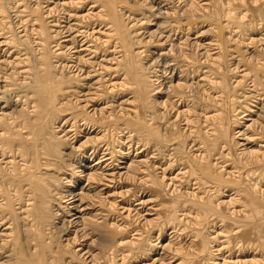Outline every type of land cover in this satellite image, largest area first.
Here are the masks:
<instances>
[{"label": "bare ground", "instance_id": "1", "mask_svg": "<svg viewBox=\"0 0 264 264\" xmlns=\"http://www.w3.org/2000/svg\"><path fill=\"white\" fill-rule=\"evenodd\" d=\"M0 264H264V0H0Z\"/></svg>", "mask_w": 264, "mask_h": 264}, {"label": "rangeland", "instance_id": "2", "mask_svg": "<svg viewBox=\"0 0 264 264\" xmlns=\"http://www.w3.org/2000/svg\"><path fill=\"white\" fill-rule=\"evenodd\" d=\"M164 34L167 35L168 33H167V32H164ZM165 35H164V36H165ZM156 53H157V51H156Z\"/></svg>", "mask_w": 264, "mask_h": 264}]
</instances>
